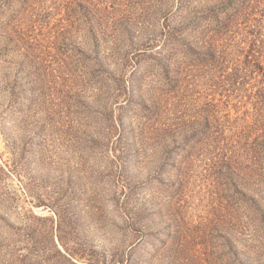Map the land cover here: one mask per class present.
<instances>
[{
  "label": "rangeland",
  "instance_id": "obj_1",
  "mask_svg": "<svg viewBox=\"0 0 264 264\" xmlns=\"http://www.w3.org/2000/svg\"><path fill=\"white\" fill-rule=\"evenodd\" d=\"M0 264H264V0H0Z\"/></svg>",
  "mask_w": 264,
  "mask_h": 264
}]
</instances>
